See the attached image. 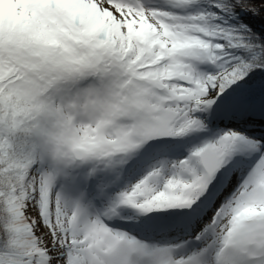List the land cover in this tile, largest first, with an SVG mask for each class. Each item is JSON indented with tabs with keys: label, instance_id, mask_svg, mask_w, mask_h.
<instances>
[{
	"label": "snow or ice",
	"instance_id": "6c2138e0",
	"mask_svg": "<svg viewBox=\"0 0 264 264\" xmlns=\"http://www.w3.org/2000/svg\"><path fill=\"white\" fill-rule=\"evenodd\" d=\"M0 264H264V0H0Z\"/></svg>",
	"mask_w": 264,
	"mask_h": 264
}]
</instances>
